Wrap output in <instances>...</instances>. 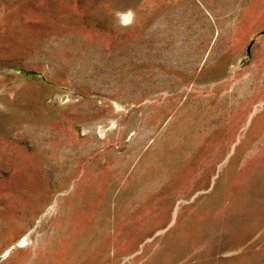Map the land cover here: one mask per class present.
<instances>
[{
	"label": "rangeland",
	"instance_id": "obj_1",
	"mask_svg": "<svg viewBox=\"0 0 264 264\" xmlns=\"http://www.w3.org/2000/svg\"><path fill=\"white\" fill-rule=\"evenodd\" d=\"M0 264H264V0H0Z\"/></svg>",
	"mask_w": 264,
	"mask_h": 264
}]
</instances>
